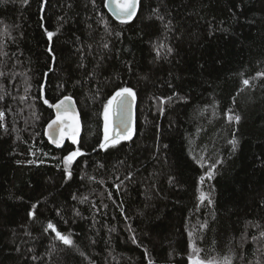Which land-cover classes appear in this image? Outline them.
Returning a JSON list of instances; mask_svg holds the SVG:
<instances>
[{
  "label": "trees",
  "instance_id": "1",
  "mask_svg": "<svg viewBox=\"0 0 264 264\" xmlns=\"http://www.w3.org/2000/svg\"><path fill=\"white\" fill-rule=\"evenodd\" d=\"M0 73V264H264V0H139L126 25L106 0H5ZM123 87L132 138L101 149ZM65 96L81 134L57 151L43 101Z\"/></svg>",
  "mask_w": 264,
  "mask_h": 264
},
{
  "label": "snow or ice",
  "instance_id": "2",
  "mask_svg": "<svg viewBox=\"0 0 264 264\" xmlns=\"http://www.w3.org/2000/svg\"><path fill=\"white\" fill-rule=\"evenodd\" d=\"M5 2V0H0V3ZM27 3V0H24ZM92 3H95V0H91ZM139 0H108V5L106 6H113V11L115 12L117 18L120 20L121 23L129 22L133 17L137 14V6ZM156 19L163 20V16L157 15ZM171 22L169 21V24ZM54 33L51 31L47 32V37L49 40L52 39ZM105 48L108 47L107 44L104 45ZM164 47L160 45V48ZM51 52V49H49ZM173 49L171 47L167 48V53L171 54ZM160 55L159 48H157V56ZM3 75V73H0ZM258 76H264V73H257ZM243 84L245 86L249 85V80L244 79ZM2 99V97H0ZM170 100L171 97H168ZM136 100V92L131 87H123L119 88L114 92V94L107 100L106 104L104 105V137L103 142L100 143L101 149H108L110 146L115 147L116 145L120 144L122 140H130L132 138L133 129L130 127L129 120L131 117V109L132 104ZM44 104H47L50 108L56 109L57 116L56 119L52 120L48 125L46 135H48L49 140L55 144L57 147H61L65 136H68L71 139L73 145L78 143L76 136L78 134V121H76L74 116H70L68 113L72 109V98L69 96H65L62 99H59L56 103H49L47 99H44ZM113 109H115L116 115L120 116L121 118V127L122 131H118L115 134L112 132L111 124H110V116L112 114ZM3 119V113L0 112V120ZM228 121L231 123L235 121L239 123L241 117L239 115H228ZM72 120L74 123L69 124L68 121ZM229 143L233 147V151L236 150L239 141L235 138V134H233V139L229 141ZM84 153L81 151L79 147H77L74 151L68 153L67 156L63 158V163L66 168L70 169L73 162L78 156H82ZM215 168V164L208 170L206 176L208 179H212L214 176V172L212 169ZM68 178L70 179L72 176L71 171L67 173ZM205 177H201V183L204 182ZM118 187V186H117ZM75 199V197H73ZM201 203L207 200L208 204H212L213 201L209 198L208 193L201 192L199 197ZM35 208V205H33ZM31 216H34L35 213H30ZM207 225L204 224L201 227H206ZM259 227V225H255ZM51 229L55 233L56 239L61 241L66 246H73V240L70 238V235H63L60 231L56 229V227L49 222L47 225V231ZM191 236V233L189 234ZM261 237H264V231L260 233ZM254 240L258 239L257 237H253ZM193 253H198L199 249L193 246L192 248ZM149 264H152L149 261ZM189 264H213L211 260H203V259H193V257L189 256ZM221 264H232L231 257H225Z\"/></svg>",
  "mask_w": 264,
  "mask_h": 264
},
{
  "label": "water",
  "instance_id": "3",
  "mask_svg": "<svg viewBox=\"0 0 264 264\" xmlns=\"http://www.w3.org/2000/svg\"><path fill=\"white\" fill-rule=\"evenodd\" d=\"M106 5H108V0H106ZM138 7H139V3H138V6H137V12H138ZM106 9L108 11V13L110 14V16L115 20L117 21L118 23L120 24H123V25H126V24H129L131 23L134 18L136 17H133L129 22L127 23H121L120 20L117 18L115 12L113 11V6H106ZM137 15V14H136ZM52 111H53V119H56V116H57V112H56V109L52 108ZM70 116H74L76 121H78V134L76 136V138L79 137V135L81 134V119H80V115H79V111H78V108L74 102V100L72 99V109L70 110V112L68 113ZM51 120V121H52ZM50 121V122H51ZM49 122V123H50ZM48 123V124H49ZM68 123L71 125L73 124L74 122L72 120H69ZM129 124H130V127L133 129L134 128V124H135V102L132 104V109H131V117H130V120H129ZM48 131L47 129V126L45 128V131H44V136H45V139L49 142L50 146L57 150V151H61L65 148L67 142L71 141V139L68 137V136H65V139L61 145V147H57L55 144H53L49 138H48V135H46V132ZM118 131H122V127H121V118L120 116L116 115L115 113V109H113L112 111V132L113 134H115L116 132Z\"/></svg>",
  "mask_w": 264,
  "mask_h": 264
},
{
  "label": "rangeland",
  "instance_id": "4",
  "mask_svg": "<svg viewBox=\"0 0 264 264\" xmlns=\"http://www.w3.org/2000/svg\"><path fill=\"white\" fill-rule=\"evenodd\" d=\"M110 124H111V128H112V114L110 116ZM103 134H104V116H103ZM123 141V140H122ZM111 147V146H110ZM68 169V168H66Z\"/></svg>",
  "mask_w": 264,
  "mask_h": 264
}]
</instances>
